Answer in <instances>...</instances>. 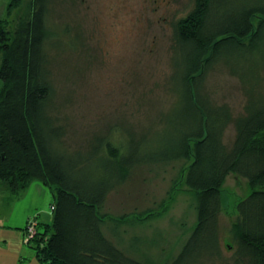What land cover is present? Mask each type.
Wrapping results in <instances>:
<instances>
[{
  "label": "trees",
  "instance_id": "obj_1",
  "mask_svg": "<svg viewBox=\"0 0 264 264\" xmlns=\"http://www.w3.org/2000/svg\"><path fill=\"white\" fill-rule=\"evenodd\" d=\"M24 1L10 0L0 20V181L15 194L40 181L53 196L52 222L36 218L29 242L38 263L151 264L108 237L111 217L103 207L137 167L187 160L197 223L169 264L222 257L224 185L232 175L250 189L237 201L229 231L233 264H264V0H194L191 12L173 23L169 89L176 100L159 113L162 126L142 135L127 127L121 139L97 135L76 151L63 140L66 128L54 109L49 45L60 41L48 18L55 0H30L29 17L12 29ZM219 66L239 79L241 110L208 93V76Z\"/></svg>",
  "mask_w": 264,
  "mask_h": 264
},
{
  "label": "rangeland",
  "instance_id": "obj_2",
  "mask_svg": "<svg viewBox=\"0 0 264 264\" xmlns=\"http://www.w3.org/2000/svg\"><path fill=\"white\" fill-rule=\"evenodd\" d=\"M29 1L13 15L12 29L29 17ZM193 5L194 0L52 2L48 26L55 34L54 42L60 41L49 45L54 109L58 123L66 128L63 140L71 150L86 149L97 135L121 139L127 127L142 135L162 126L159 113L168 111L176 100L169 89L173 23L186 17ZM206 84L218 103L241 110L240 82L227 68L214 69ZM190 163L137 167L124 184L110 192L103 207L102 213L111 217L104 225L108 237L138 260L171 263L197 223L196 196L184 176ZM249 192L239 177L227 179L221 215L222 257L201 264H233L227 247L229 231L236 221L237 201ZM150 212L155 213L146 221L121 222L127 216L133 219L131 215Z\"/></svg>",
  "mask_w": 264,
  "mask_h": 264
},
{
  "label": "crops",
  "instance_id": "obj_3",
  "mask_svg": "<svg viewBox=\"0 0 264 264\" xmlns=\"http://www.w3.org/2000/svg\"><path fill=\"white\" fill-rule=\"evenodd\" d=\"M9 2L0 0V20L6 17ZM50 194L40 181H32L19 194L10 192L0 181V264H39L36 251L25 242V233L32 218L45 225L52 222Z\"/></svg>",
  "mask_w": 264,
  "mask_h": 264
},
{
  "label": "built area",
  "instance_id": "obj_4",
  "mask_svg": "<svg viewBox=\"0 0 264 264\" xmlns=\"http://www.w3.org/2000/svg\"><path fill=\"white\" fill-rule=\"evenodd\" d=\"M38 222L36 218H32L26 228L25 242L29 243L31 238L36 234Z\"/></svg>",
  "mask_w": 264,
  "mask_h": 264
}]
</instances>
